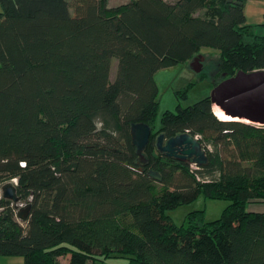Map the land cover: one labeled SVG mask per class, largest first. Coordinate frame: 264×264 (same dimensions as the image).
Segmentation results:
<instances>
[{"label": "trees", "instance_id": "trees-1", "mask_svg": "<svg viewBox=\"0 0 264 264\" xmlns=\"http://www.w3.org/2000/svg\"><path fill=\"white\" fill-rule=\"evenodd\" d=\"M249 1L0 0V257L264 264V214L248 211L264 201V126L219 119L211 96L156 126V74L204 60L203 48L220 54L214 88L264 71ZM142 123L152 129L145 161L131 138ZM185 133L199 138L207 166L159 152L160 135ZM202 196L228 203L220 218L193 211L176 225L168 213Z\"/></svg>", "mask_w": 264, "mask_h": 264}, {"label": "rangeland", "instance_id": "rangeland-1", "mask_svg": "<svg viewBox=\"0 0 264 264\" xmlns=\"http://www.w3.org/2000/svg\"><path fill=\"white\" fill-rule=\"evenodd\" d=\"M131 0H109L111 6H119L124 3H128ZM2 11L0 5V12ZM245 13L248 16V22L250 25H256L255 29L258 30L257 34L264 36V0L249 1L245 7ZM261 25V26H260ZM247 42H251L252 39L246 38ZM199 56L204 57L203 69L200 73L196 71L194 62H188L186 64H178L169 69H164L159 71L155 80L158 85L159 90V111L156 121V126L159 128L161 125V118L163 114L170 110L176 111L178 105H181L183 108L192 106L193 104L210 97L214 90L213 80L215 74L218 72L219 65V51L203 48ZM117 70V60L113 59L112 62V73L115 75ZM206 75L203 81H200V74ZM190 91L187 93V96L184 98H177V93L184 90L188 85L195 84ZM221 111L218 107L214 108V112ZM222 112V111H221ZM217 115V114H216ZM199 139V138H197ZM193 166L192 168H194ZM14 184H17L14 181ZM228 203L223 200H208L203 196L197 199L192 204L181 206L178 209L171 211L168 215L176 223V225L181 226L184 223V218L187 214L193 211H205V220L211 222L213 220L219 219L223 210L227 207ZM25 207V205H20V207ZM20 219V218H19ZM20 221H22L20 219ZM17 259L19 263L24 260L22 258ZM64 260H62V263ZM127 260L124 258H113L106 261H97L90 264H126ZM64 264V263H63Z\"/></svg>", "mask_w": 264, "mask_h": 264}, {"label": "water", "instance_id": "water-1", "mask_svg": "<svg viewBox=\"0 0 264 264\" xmlns=\"http://www.w3.org/2000/svg\"><path fill=\"white\" fill-rule=\"evenodd\" d=\"M199 59L200 66L196 71L200 73L203 69V61ZM214 105H216L226 117L234 120L264 126V71L246 74L238 73L216 86L211 95ZM152 129L146 124H135L131 128L132 144L136 147L139 161H145L144 151L149 143ZM157 148L168 158L176 159L180 162H188L198 167L208 165V156L202 144L197 138L189 133L165 140L164 135L158 137ZM153 174V173H152ZM154 175V174H153ZM155 179L160 180L154 175ZM5 195L18 202L16 192L8 187ZM29 216V210L22 209L19 214L21 220Z\"/></svg>", "mask_w": 264, "mask_h": 264}, {"label": "crops", "instance_id": "crops-1", "mask_svg": "<svg viewBox=\"0 0 264 264\" xmlns=\"http://www.w3.org/2000/svg\"><path fill=\"white\" fill-rule=\"evenodd\" d=\"M246 16H247V13H246ZM247 21H249L248 16H247ZM248 211L253 214H264V201H256V202L250 203L248 205ZM20 262L21 263H19L17 259H14V258L0 257V264H23L22 261Z\"/></svg>", "mask_w": 264, "mask_h": 264}, {"label": "bare ground", "instance_id": "bare-ground-1", "mask_svg": "<svg viewBox=\"0 0 264 264\" xmlns=\"http://www.w3.org/2000/svg\"><path fill=\"white\" fill-rule=\"evenodd\" d=\"M216 114H217V117H218L219 119L223 120V121H232V120H234V119H232L231 117H226V116L223 114V111H222V112H221V111H218V112H216Z\"/></svg>", "mask_w": 264, "mask_h": 264}, {"label": "flooded vegetation", "instance_id": "flooded-vegetation-1", "mask_svg": "<svg viewBox=\"0 0 264 264\" xmlns=\"http://www.w3.org/2000/svg\"><path fill=\"white\" fill-rule=\"evenodd\" d=\"M202 59V58H201ZM199 59H197L196 61L194 60V66L195 68H198L200 66V62L198 61Z\"/></svg>", "mask_w": 264, "mask_h": 264}, {"label": "built area", "instance_id": "built-area-1", "mask_svg": "<svg viewBox=\"0 0 264 264\" xmlns=\"http://www.w3.org/2000/svg\"><path fill=\"white\" fill-rule=\"evenodd\" d=\"M193 166H196V165H193ZM197 167V166H196Z\"/></svg>", "mask_w": 264, "mask_h": 264}]
</instances>
